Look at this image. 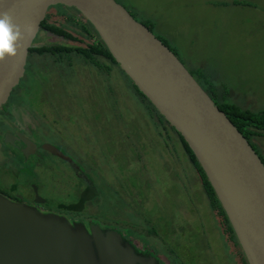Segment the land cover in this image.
Wrapping results in <instances>:
<instances>
[{
  "label": "rangeland",
  "instance_id": "1",
  "mask_svg": "<svg viewBox=\"0 0 264 264\" xmlns=\"http://www.w3.org/2000/svg\"><path fill=\"white\" fill-rule=\"evenodd\" d=\"M118 1L175 51L203 88L214 92L217 103L264 111V0ZM57 7L50 10L49 22L82 42L40 29L34 44L84 47L91 41L85 20L74 9ZM51 54L35 56L31 66H26L18 94L15 97L14 90L13 100L3 106L0 115H8L15 128H29L39 142L58 146L70 158L77 152L74 165L78 169L44 151L18 164L9 157L14 154H0L1 192L12 200L24 196L34 203L35 185L39 197L47 201L39 210L71 222L87 224L85 218H91L102 229L118 231L139 254L151 255L160 264H244L238 242L223 232L207 190L198 172L184 161L185 154L175 170H171L174 163L167 153L157 155L166 138L160 134L163 126L159 124L158 130L150 123L147 106L118 66L106 72L75 51ZM101 62L107 61L101 58ZM105 81L114 83L116 98L122 103L116 106L109 100L103 105L100 93L106 94ZM131 116L146 127L139 134L145 137L142 145L133 133ZM71 120H80L78 128L88 133V142L75 136L76 132H66L72 131ZM251 143L264 159V132L253 135ZM116 181H120L115 187L118 191ZM88 183L97 191L93 203L87 202L82 216H74L62 205Z\"/></svg>",
  "mask_w": 264,
  "mask_h": 264
},
{
  "label": "water",
  "instance_id": "2",
  "mask_svg": "<svg viewBox=\"0 0 264 264\" xmlns=\"http://www.w3.org/2000/svg\"><path fill=\"white\" fill-rule=\"evenodd\" d=\"M57 5L75 8L92 24L119 67L183 136L247 263L264 264L263 160L174 51L117 0H0V12H10L25 33L18 56L0 63V109L25 74L29 49L43 46L34 40ZM43 148L63 156L52 145ZM34 191L35 203L43 202ZM0 264L160 263L139 254L116 230L71 222L0 193Z\"/></svg>",
  "mask_w": 264,
  "mask_h": 264
},
{
  "label": "trees",
  "instance_id": "3",
  "mask_svg": "<svg viewBox=\"0 0 264 264\" xmlns=\"http://www.w3.org/2000/svg\"><path fill=\"white\" fill-rule=\"evenodd\" d=\"M59 6H62V5H59ZM53 7L54 6H52L49 9L47 16L41 22V29H44L46 32L52 33V34L57 35V36H61V37H64V38H67V39H70L73 41L82 42V40L77 35L69 32L67 29L64 30L65 28L63 29L61 26H59L57 24L49 22L48 19H49L50 10ZM73 9L76 10L75 8H73ZM78 13L80 14V12H78ZM81 17L85 20V23L87 24V26H86L87 36L91 40L89 43H87L84 47H81V46H65V45H62L61 43L51 44V45L41 43V44H43V46L32 47L29 49V56H28L27 65L30 64V66H31V63L35 61V59H34L35 56H41V55H44L45 53H52L54 55V54H69L70 52L75 51V52L81 54V56L83 58H85L86 61H90L95 66H97L100 69L105 70L106 72H109L111 70V68H113V65H116L120 69V72L124 73V71L116 63L115 59L113 58V56H112L111 52L109 51V49L107 48V46L104 44L102 39L99 37L97 31L94 29L92 24L88 20H86L82 15H81ZM144 24H146V23L144 22ZM146 25L152 31L151 27L148 24H146ZM162 41L165 44H167L164 40H162ZM170 49L173 50L171 47H170ZM174 53H175V51H174ZM104 57L106 58V61H107L106 63L101 62V58H104ZM108 63H111V66ZM125 76L132 83V85L136 89L137 93L141 96V98H142L141 101H143L142 103L145 106H147L146 109L148 111H147L146 115L147 116L149 115V111H153V112L155 111L158 114V118H159V120H158L159 122L156 123L155 125L160 124L165 129L170 128V130L172 129L174 131V134L177 135V138H175L172 131L167 130L165 132L166 138L164 140V143L160 145L159 148L161 150L158 152L157 155L162 157V154L167 153L168 158L171 159L172 162L174 163V166L171 168V170L172 169L175 170L179 167L178 165L182 159L181 158L182 154L183 153L185 154L187 160H184V161H188V164L194 167L196 174L198 172L197 176L200 179V181L202 182L201 184H203L205 190H207L206 194L208 197L207 199H208L210 208L215 214H217L218 220H220L219 222L221 223L223 232L226 235L227 234L226 231H228V233L230 234V238L233 239V237H234L236 239L234 232H233V230L229 224V221L226 217V214H225V212H224V210H223V208H222V206H221V204H220V202H219V200L215 194V191H214L212 185L210 184L205 172L203 171L199 161L197 160L195 154L193 153V151L189 147L188 143L185 141L183 136L165 119V117L159 113V111L154 107V105L150 102V100L143 93H141L139 91V89L133 83V81L126 74H125ZM107 84H108V86H106V88H108V89L105 90L106 94H104L103 92L100 93V95H102L103 105L109 104L108 103L109 100L114 101L116 106H117L118 102L122 103V100L120 98H116L117 89L114 88V83L112 85L109 83H107ZM208 93L212 97V99L216 102L218 107L222 111L225 112V114L229 117V119L234 123V125L239 129V131L247 138V140H249L250 143H251V137L253 135L256 136L258 134L259 135L263 134V132H264V111L253 112V111H250L247 109H243V108L241 109V107H239L233 103H227L226 101H221V102L217 103V100L215 99L214 92L211 91V93L210 92H208ZM117 110L118 109H116V113L118 112ZM95 112H96V110H95ZM133 113L135 114V109H133ZM138 131L144 132L145 127L141 126L136 131H134V133L137 134ZM172 134H173V136H172ZM164 148H165V150H164ZM169 152H170V155L168 154ZM257 153L259 154L258 151H257ZM260 157H261V155H260ZM261 159L264 162L263 157H261ZM142 166H143V164H142ZM175 166H177V167H175ZM171 170H169V171H171ZM135 176L136 175L131 174V177H135ZM118 182H119L118 185H120V181H118ZM0 192H1V189H0ZM96 192L97 191L93 187V185L91 183H88L81 190V195L78 197V199L75 203L62 205V206L65 208L66 211H70L71 213H81V211H83V209L85 207V203L89 199H92L93 197H95ZM147 195L148 194H146V196ZM236 241H237V239H236ZM240 249H241V247H240ZM241 253L244 256L242 250H241ZM243 262H244V264H248L246 259H245V256H244Z\"/></svg>",
  "mask_w": 264,
  "mask_h": 264
},
{
  "label": "flooded vegetation",
  "instance_id": "4",
  "mask_svg": "<svg viewBox=\"0 0 264 264\" xmlns=\"http://www.w3.org/2000/svg\"><path fill=\"white\" fill-rule=\"evenodd\" d=\"M119 2V1H118ZM58 7H65V6H59V5H57ZM58 7H57V9H58ZM51 8V7H50ZM49 8V9H50ZM66 8H68V7H66ZM56 9V10H57ZM69 9H73V8H69ZM48 14V13H47ZM81 16V15H80ZM53 54H51V56H52ZM55 58V57H54ZM105 58V57H104ZM106 59V58H105ZM58 60V59H57ZM28 63V62H27ZM115 67V65L113 66V68ZM20 83H21V81H20ZM20 83L15 87V89H13V91H12V93H11V95H10V98H9V100H8V102L10 101V99H12V95H13V93H14V90H17L18 89V86L20 85ZM18 90L16 91V93H15V97H16V95L18 94ZM13 100V99H12ZM7 102V103H8ZM6 103V104H7ZM6 104H4L3 106H5ZM3 106H2V108H3ZM2 108L0 109V110H2ZM95 110V109H94ZM80 111H82V110H80ZM92 114L93 113H95V111H90ZM1 116H3V117H1ZM153 116H155L156 117V120H153ZM4 117H6V118H9V116L8 115H5V114H1L0 115V154H4V155H7V156H9L8 155V153H12V154H14V156L13 157H11V156H9L10 158H12L13 159V162H14V164L16 163V164H18V163H20V162H22V160H24L25 158H27V157H30V156H32V155H36V154H39L41 151H44V152H46V153H48V154H50V155H52V156H54V157H57V158H59V159H62V160H64L65 162H68L69 164H71V165H73L74 166V168H76V169H78V167H76L75 165H74V159L75 160H77V152H75L74 151V155H75V158L73 159V158H70V156L68 155V153L66 154V153H64L62 150H60L59 149V147L58 146H54V145H52V144H50V143H48V142H45V141H41V142H39L38 140L40 139V138H35V136H34V134H32L31 135V133H30V129L28 128V130L27 129H25V128H23V127H18L19 129H17V128H15L13 125H12V122L10 121V118L7 120V121H3V118ZM148 119H149V121H150V123H151V120H152V122L154 123V126L159 130V128H160V125H155L156 123H158L159 121V118H158V114L154 111H149V115H148ZM57 121V120H56ZM73 123H72V129H71V127H69L72 131H66V132H69V133H75L76 132V135L75 136H77V135H79L81 138H84V139H86L85 138V136H87V134L88 133H85L84 134V132L83 131H81L78 127V125H79V121L80 120H77V121H75V120H71ZM131 122L132 123H134L135 124V127L133 128V133H134V131H136L138 128H140L141 126H143V125H139V124H136V122H135V119H134V117L133 116H131ZM42 123V122H41ZM48 124H51V123H48ZM145 127V126H144ZM22 129V130H21ZM54 129H57L56 127H54ZM170 129V128H169ZM74 130V131H73ZM147 130H146V127H145V131L144 132H140V131H138L137 132V134L139 135V134H144L145 132H146ZM167 131V129H165L164 127L162 128V133H160V134H164L165 132ZM171 131H172V133L174 134V131L171 129ZM27 134H29V135H27ZM32 132V131H31ZM57 132H61L60 130L59 131H57ZM35 133V132H34ZM84 134V135H83ZM164 135H166V134H164ZM71 136H72V134H71ZM174 137L175 138H177V135H175L174 134ZM23 138H25L26 140H29L30 142H32V143H34L35 145H36V148L34 147V146H32L33 144L31 143V146L30 147H28L27 148V146H26V144H24L23 143V141H22V139ZM138 138H139V141H140V145H142L141 143V139H144V138H142L141 137V135H139L138 136ZM87 140V142H88V139H86ZM44 144H47V145H52V146H54L58 151H60L61 153H63V156H60V155H57V154H55V153H53L51 150H49V149H47V148H43V145ZM25 150H26V152H25ZM78 157H79V155H78ZM7 161L10 163V166H12V163L7 159ZM9 165V164H8ZM12 168H13V166H12ZM15 169V168H14ZM16 171V170H15ZM7 172V171H6ZM72 173H74L73 171H72ZM71 174V173H70ZM71 176H72V174H71ZM78 174H76V176H75V178H78ZM80 177L81 176H79V179H80ZM63 180H65L64 178H62ZM74 180V179H73ZM122 179H120V181H121ZM68 181V180H67ZM118 181H116V182H114V189L116 190V191H118V189L117 188H115V187H117V186H119L118 185ZM33 187H36L35 185H33ZM37 188V187H36ZM78 188H80L79 189V191H81L82 189H81V187H78ZM38 189V188H37ZM76 191H78V189L76 190ZM75 191V192H76ZM74 192V193H75ZM1 194H3V195H6L4 192H0ZM34 193V192H33ZM34 196H35V193L33 194ZM81 195V193H78L77 195H76V199L74 200H68L69 202H66L65 203V205H67V204H72V203H75L76 201H77V199H78V197ZM7 197L8 198H10V199H13V197L12 196H9V194H7ZM69 197V196H68ZM24 198V196H17L16 197V201H20V202H26V203H29V204H32V205H35L36 207H43V203H47V201L46 200H44L43 202H41V203H35V201H34V203H30V202H28V201H26V200H24L23 199ZM95 197H93L92 199H89L87 202H92L93 203V199H94ZM35 199V198H34ZM120 201L121 202H123L121 199H120ZM87 202L85 203V207H84V209H83V211H81V216H82V213L83 212H85V210H86V208H87V206H86V204H87ZM124 203V202H123ZM68 212H70V211H68ZM70 214H71V212H70ZM78 214H80V213H78ZM74 216H76V213L75 214H73ZM74 218V217H73ZM90 220H91V218L90 219H86L85 218V221L87 222V226H91V225H93V224H95L93 221H91L90 222ZM100 226V225H99ZM104 228H107V227H104ZM114 230V229H113ZM131 233L132 232V230H130V231H128V233Z\"/></svg>",
  "mask_w": 264,
  "mask_h": 264
},
{
  "label": "clouds",
  "instance_id": "5",
  "mask_svg": "<svg viewBox=\"0 0 264 264\" xmlns=\"http://www.w3.org/2000/svg\"><path fill=\"white\" fill-rule=\"evenodd\" d=\"M24 39L25 33L13 15L8 11L0 12V63L17 57Z\"/></svg>",
  "mask_w": 264,
  "mask_h": 264
}]
</instances>
